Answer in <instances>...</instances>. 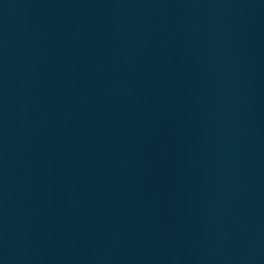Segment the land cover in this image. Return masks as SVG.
Here are the masks:
<instances>
[{
  "label": "water",
  "instance_id": "95a60500",
  "mask_svg": "<svg viewBox=\"0 0 264 264\" xmlns=\"http://www.w3.org/2000/svg\"><path fill=\"white\" fill-rule=\"evenodd\" d=\"M0 264H264V0H0Z\"/></svg>",
  "mask_w": 264,
  "mask_h": 264
}]
</instances>
